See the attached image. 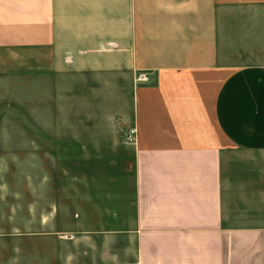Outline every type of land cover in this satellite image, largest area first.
<instances>
[{
	"label": "crops",
	"instance_id": "obj_1",
	"mask_svg": "<svg viewBox=\"0 0 264 264\" xmlns=\"http://www.w3.org/2000/svg\"><path fill=\"white\" fill-rule=\"evenodd\" d=\"M139 72L148 73L147 84L135 83ZM85 78L106 82L99 118L136 126V143L121 146L132 165L129 190L116 154L86 152L110 142L31 141L32 167L52 160L68 170L74 161L85 172V161L99 164L87 167L88 190L85 175L76 177L77 197H88L81 201L93 206V221L83 206V217L76 209L75 220L66 219L72 178L62 169L51 184L60 207L45 198L40 209L47 179L43 185L36 177L29 189L35 221L24 240L83 241L69 235L79 231L132 243L125 264H264V0H0V93L36 85L29 100L62 106L70 81ZM120 101L128 114L123 107L103 113ZM65 106L60 131L67 133ZM47 114L35 109L40 121ZM127 204L131 220L120 209ZM21 239L0 236V244ZM43 253L11 255L19 264L56 259ZM116 254L107 251L100 263L117 261Z\"/></svg>",
	"mask_w": 264,
	"mask_h": 264
},
{
	"label": "rangeland",
	"instance_id": "obj_2",
	"mask_svg": "<svg viewBox=\"0 0 264 264\" xmlns=\"http://www.w3.org/2000/svg\"><path fill=\"white\" fill-rule=\"evenodd\" d=\"M104 83L106 82H103V80L93 78L73 79L70 81L69 104H65L64 102L62 104V106L69 105L67 108L65 106L63 110L64 112L67 109V113L69 114L67 133L60 131V118L62 116V109L60 107L62 106L59 101H47L46 103L43 101L41 105H38L33 100H29V96L37 95L35 94V90H39V86L38 88L36 85H20L18 87V93L12 92L9 86V88H4V91L0 93V236L23 238L20 241H8L0 244V259L5 263L10 260L13 261L12 258L14 256L11 255L12 253L22 254V259L28 260L30 252H47L50 258L52 256L56 258L54 260L50 259L51 264H60V258L61 264H65L64 259L66 254L69 257L68 264H101L100 262L107 258V251L111 255L113 249L117 250V254L116 257L112 255L111 259H116L117 261H113L111 264H125L130 262L133 254V244L129 241L125 244V239L120 238L118 244H116V240L113 238L112 241H115V244L113 243L114 245L111 246L112 241L105 239L104 235H81L75 225L73 227L70 223L69 229L71 231H77L78 234L74 232L69 235L86 237L85 239H81L83 241L68 239L66 242L67 237L65 235V239L61 242L57 239L42 240L40 243L38 241L36 246H34L29 244L28 239L24 240L34 230L32 224L35 221V213L33 212V217L30 214V203H33L35 198L31 197L29 189L34 187L36 177L39 183L43 185L45 179H47L49 191L45 193L43 186L40 196L37 197L40 209L44 210L45 208V198L49 204H52L55 198V201H58L60 207V192L54 189L52 190L51 184H57L56 180L62 169L68 172L72 178L69 188L70 192H73V195L70 193L72 197L69 198V209H71L72 213L69 214V217L65 218L68 221L75 220L74 216L77 214L76 211L83 217V214L77 209L78 206H83L85 210L90 211L88 221H93V213H91L93 206L90 204L84 205L81 201L84 199L87 202L88 197H77L76 187H80L76 182V177L78 173L85 175L84 188L85 191L88 190L90 188L88 183L92 180L87 172V167L92 168L94 165L99 164V162L96 163L91 160L85 161V172L80 170L79 172L74 161L73 165H68V170H66V166L53 163L52 160L45 162L38 160V163L32 167L29 163V149H32V144L30 147L31 141H39L44 139V137H48V140L52 142H60L61 140L64 141L67 137L70 142H110V148L101 146L100 148H89L86 152L91 156L94 153L103 154L109 152L116 154L115 157L117 156L118 166L121 168L118 167L117 174H124L126 179L124 186L129 190V174L132 165L129 153L121 149V146L124 144L123 135L125 128L112 123V120L117 116L108 117L105 120L102 117H98L99 114L101 115L100 107L105 103V98L107 97V94L104 93V88H106ZM77 94L81 97L78 98ZM44 107L48 110V114L47 116L41 117L40 121L35 116V109ZM121 107H123V104L120 101L113 108L107 106L102 107V109H104L103 113L105 115H110L114 110L120 109ZM122 113L128 114V107L125 106V103ZM43 126H45V129L41 130L42 133L35 132V128H43ZM62 128L64 129V127ZM113 142L116 144L115 147L112 145ZM73 151H76V149H73ZM100 157L102 158V156ZM100 164L103 169L105 167L104 161L102 160ZM129 194H127V198L130 197ZM77 200H79V204H77ZM101 209L105 212L108 209V205L101 206ZM120 209H122L123 220L132 219L131 204L122 205ZM43 214L44 211L41 212V216ZM105 214H100V218L103 219V216L107 218ZM106 221L107 219L105 223H107ZM45 255L43 253V256ZM18 260L16 259V262L13 261L9 264H19Z\"/></svg>",
	"mask_w": 264,
	"mask_h": 264
},
{
	"label": "built area",
	"instance_id": "obj_3",
	"mask_svg": "<svg viewBox=\"0 0 264 264\" xmlns=\"http://www.w3.org/2000/svg\"><path fill=\"white\" fill-rule=\"evenodd\" d=\"M149 82V75L145 72H139L136 74V84H147ZM137 140V129L135 125L128 126L125 128L123 135V143L126 145H133Z\"/></svg>",
	"mask_w": 264,
	"mask_h": 264
}]
</instances>
